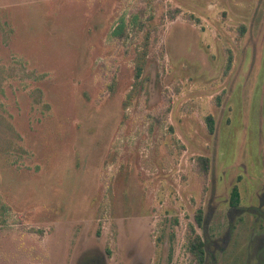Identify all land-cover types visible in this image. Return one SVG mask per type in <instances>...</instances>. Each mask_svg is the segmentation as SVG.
I'll return each instance as SVG.
<instances>
[{
    "label": "rangeland",
    "instance_id": "374dc122",
    "mask_svg": "<svg viewBox=\"0 0 264 264\" xmlns=\"http://www.w3.org/2000/svg\"><path fill=\"white\" fill-rule=\"evenodd\" d=\"M190 227L256 264L264 0H0V264H196Z\"/></svg>",
    "mask_w": 264,
    "mask_h": 264
},
{
    "label": "trees",
    "instance_id": "16d2710c",
    "mask_svg": "<svg viewBox=\"0 0 264 264\" xmlns=\"http://www.w3.org/2000/svg\"><path fill=\"white\" fill-rule=\"evenodd\" d=\"M245 27H242L241 35H244ZM232 66V58L230 57L228 59L227 67H226V73L231 69ZM143 66L140 64L137 68V78H139L142 74ZM206 122L208 126V130L210 134L214 133L215 130V120L213 116L209 115L206 117ZM198 163L201 166V169L203 172L207 175L209 171V160L204 157L198 158ZM240 204V192L239 187L235 185L231 191L230 195V205L233 207H237ZM202 211H199V214L196 216V222L198 225L202 224ZM205 242L199 236L194 227H190V232L188 235V241H187V249L193 258V260L196 262V264H204L205 263V256H206V250H205Z\"/></svg>",
    "mask_w": 264,
    "mask_h": 264
},
{
    "label": "flooded vegetation",
    "instance_id": "af4514ba",
    "mask_svg": "<svg viewBox=\"0 0 264 264\" xmlns=\"http://www.w3.org/2000/svg\"><path fill=\"white\" fill-rule=\"evenodd\" d=\"M205 247H206V245H205ZM205 250H206V248H205ZM257 257L258 258H257L256 264H264V240L263 239L261 240L260 245L258 247V255H257Z\"/></svg>",
    "mask_w": 264,
    "mask_h": 264
}]
</instances>
